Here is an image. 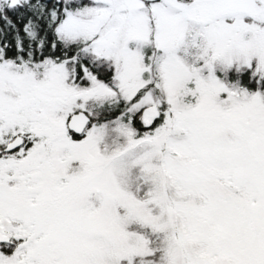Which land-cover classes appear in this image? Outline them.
<instances>
[{"label": "snow or ice", "instance_id": "snow-or-ice-1", "mask_svg": "<svg viewBox=\"0 0 264 264\" xmlns=\"http://www.w3.org/2000/svg\"><path fill=\"white\" fill-rule=\"evenodd\" d=\"M0 264H264V0H0Z\"/></svg>", "mask_w": 264, "mask_h": 264}]
</instances>
